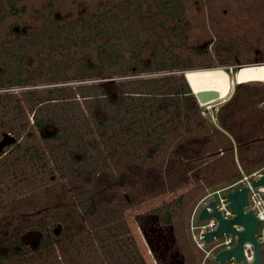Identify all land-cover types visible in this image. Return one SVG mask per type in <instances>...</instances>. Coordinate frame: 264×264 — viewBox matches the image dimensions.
I'll return each mask as SVG.
<instances>
[{
  "label": "rangeland",
  "instance_id": "374dc122",
  "mask_svg": "<svg viewBox=\"0 0 264 264\" xmlns=\"http://www.w3.org/2000/svg\"><path fill=\"white\" fill-rule=\"evenodd\" d=\"M13 1L0 0V40L17 25L34 36L47 29L73 45L36 57L41 67L30 89H0V140H15L0 156V264H200L190 229L195 209L209 193L264 168V159L258 161L264 156V0H184L176 34L165 28L163 0ZM132 9L140 18L137 43L130 27L120 35L115 25L117 17L129 23ZM103 17L104 45L97 36ZM80 40L86 44H75ZM130 54L143 70L121 77L117 67ZM36 58L29 53L25 64L33 69ZM100 61L103 79L115 80L105 83L112 94L106 99L96 85L102 77H84ZM235 61L258 64L227 72L224 66ZM251 82L259 83L237 86ZM115 89L129 95L121 106ZM226 90L217 101L196 104L200 91ZM49 121L66 131L40 137ZM69 142L76 151L107 156L105 171L113 175L136 167L133 185L117 189L132 200L120 210V228L106 220L87 234L72 201L71 214L57 208L59 218L52 219L56 191L66 184L52 180L66 175L55 145L63 150ZM76 166L72 176L85 168ZM57 225L61 233L54 235Z\"/></svg>",
  "mask_w": 264,
  "mask_h": 264
},
{
  "label": "flooded vegetation",
  "instance_id": "af4514ba",
  "mask_svg": "<svg viewBox=\"0 0 264 264\" xmlns=\"http://www.w3.org/2000/svg\"><path fill=\"white\" fill-rule=\"evenodd\" d=\"M21 0H14L13 3L16 4ZM162 1V0H160ZM182 1L184 0H163L165 9L167 10V14L165 15V18H163V21H166L167 24L165 25V28L167 30H174L173 32L176 34V31L181 32L183 25L180 21L183 20V16L185 12L182 14ZM8 2V1H7ZM8 4V3H7ZM9 5V4H8ZM10 6V5H9ZM15 6V5H14ZM10 6L11 9H13L14 12L16 10L15 7ZM131 12V15L127 16L126 21H130L129 23H121V17H117V23L115 25L117 26V29L119 30V34L121 35V31L123 28L130 27V37L133 43H137L138 41V25H139V16L138 12H136L134 9ZM18 12L23 11V9H18ZM19 14V13H18ZM58 17V16H57ZM129 17V19H128ZM119 19V21H118ZM59 21L58 18L55 19V23ZM53 23V22H52ZM51 23V24H52ZM99 26H97V29L99 32L97 33V36H104L106 43V32H105V22L104 17L101 19V21L98 22ZM170 24V26H169ZM174 28V29H173ZM47 29L42 30V28H39L37 31H34L35 34L32 35L28 33L27 29L25 27H20L17 25H12L6 28V31L4 32V37L0 40V46L1 50H3L2 53H0V89H30V87L33 81V76L36 70L41 67L40 59L42 53L49 54L51 51L55 50L57 46L65 45L67 47H72L73 45V39L70 38L67 41H62L63 39L57 38V37H50L51 33H46ZM53 35V33H52ZM167 35V34H166ZM54 45V46H53ZM27 46H35L34 49L32 48V51L34 53L29 52L30 54H33L36 58L37 62H35V67L31 69L25 64L26 56L29 54L27 53L28 49ZM48 46L50 48H48ZM57 49V48H56ZM0 50V51H1ZM239 61H235V64L224 66L227 69H231L232 72L236 71V66L238 65ZM64 67H70L72 68V64L68 65L65 64ZM21 68V76L23 78L25 77V82H21L19 84V80L16 81V75L19 73H16L17 69ZM131 73H137V67L132 66L130 70ZM185 71V70H184ZM39 72V71H37ZM122 76H126L124 73L119 70ZM127 72V71H126ZM182 72L180 74L182 75ZM105 73L104 67L101 64V74L100 77L103 76ZM62 74V73H61ZM183 76V75H182ZM184 78V76H183ZM130 79V78H128ZM68 79L62 80V83L67 82ZM115 80H108L102 79L98 81L99 85V93L102 95L103 99L108 98L109 89H105V83L106 82H113ZM38 89V88H34ZM113 96H118V106H121L123 103V100L125 97L129 96L128 93L124 92L122 89H115ZM107 91V92H106ZM196 104L198 106H201V104L196 100ZM103 112L104 109L102 108V105H99ZM166 106V104H165ZM62 115V114H61ZM62 119V118H61ZM63 121V119H62ZM106 119L99 120V124L101 126H105ZM132 128V122L130 126L126 129L127 131H131ZM49 131H52V136L58 137L60 133L66 131L63 130L59 125H54L51 121L47 123H43L42 127L38 129L39 136L44 139L49 137ZM30 133L27 135L29 136ZM51 137V135H50ZM2 138H7V136H2ZM8 143H5V140H0V156L2 155V150L7 146V144H12L15 140L8 138ZM74 144L69 142L68 144H65V147L63 150H60V146L57 144L55 145V152L56 154H59V158H61L62 163L59 160L58 166L62 168L64 171V175L60 180L56 177L52 180H56V182L64 181L66 184H64L63 190L60 189V191H56L55 198L53 204H51L52 211V219L57 220L59 218L58 215L55 214V211L57 208H64L67 206L66 212L72 213L73 209L71 206V201L74 203L77 212H74L75 216L80 220L82 225V230L86 231L87 234H94L92 232L93 229L96 230V228H100L102 225V222L108 220L115 222L112 226L114 229L120 228L121 225L117 223V218L119 217L122 212L120 210H125L126 206L125 204L131 203V198L129 195H126V193H120L117 191V189H120L118 187L120 186H131L133 185V181H131V175L136 171V167H128V172H121L118 171V175H113L111 172L108 173L105 171V169H108V165H110V162L107 160V156L104 157L98 154L96 157V153H93V150H83L82 148H78V151L74 150L73 147ZM63 147V146H62ZM104 150V149H103ZM100 153H103V151H98ZM82 163L85 168L80 169L78 174L75 176L72 174H75L74 169L77 167V164ZM63 173V172H62ZM136 174V172H135ZM62 176V175H61ZM83 186V187H82ZM123 200V201H122ZM120 208V209H119ZM103 211V212H101ZM40 213V210L35 211ZM109 213V214H108ZM157 218V217H156ZM154 221V220H153ZM157 221L160 222V219L157 218ZM62 224V223H61ZM62 225H57L56 229L53 230L54 235H59L61 233ZM156 231V230H155ZM158 234V232L156 231ZM263 245V244H262ZM209 249V247H207ZM206 249V250H207ZM264 249V247H263ZM199 250V249H198ZM203 257L200 262V264H209L207 261L211 258L213 264H222V263H216L214 261V255L208 254V256H205L204 252L199 250ZM263 260H264V250H263Z\"/></svg>",
  "mask_w": 264,
  "mask_h": 264
},
{
  "label": "water",
  "instance_id": "95a60500",
  "mask_svg": "<svg viewBox=\"0 0 264 264\" xmlns=\"http://www.w3.org/2000/svg\"><path fill=\"white\" fill-rule=\"evenodd\" d=\"M251 64H258L254 62ZM251 64H238L236 71L240 70L244 65ZM230 73L232 70L224 68ZM186 72L183 71L182 75L185 77ZM233 75H231L232 77ZM201 105H206L209 102L219 100V93L216 91H200L194 95ZM253 188H264V173L260 178L252 181ZM249 188L242 186L240 188L231 190L227 193L226 198L230 207L234 210V217L231 219H223L221 214L217 211L215 201L211 200L204 203L202 208L197 214V221H204L209 218L217 219V227L215 230L203 234V239L206 243L212 242L215 238H220L224 234H233L236 237L235 245L229 249H223L214 255L216 263H226L232 259H237L241 264H264L263 260V245L257 236V227L259 220L255 217L252 211H245L248 206L247 193ZM245 246L250 247V256H245Z\"/></svg>",
  "mask_w": 264,
  "mask_h": 264
},
{
  "label": "built area",
  "instance_id": "2783aa9c",
  "mask_svg": "<svg viewBox=\"0 0 264 264\" xmlns=\"http://www.w3.org/2000/svg\"><path fill=\"white\" fill-rule=\"evenodd\" d=\"M263 173L264 168L254 171L251 174H242V177L233 182L230 186L211 192L202 200L203 204L211 200L215 201L217 211L221 214L223 219H231L234 217L235 213L230 207L226 195L231 190L247 186L249 188L247 193L248 206L245 208V211H252L259 220L260 223L257 227V236L262 244L264 243V188H253L251 183L260 178ZM217 224L216 218H209L204 221H198L197 223L193 220L191 223L190 229L192 232V239L196 247L203 251L205 256H208V254L215 255L220 250L229 249L235 245L236 237L230 233L224 234L220 238H215L210 243L204 241L202 237L203 234L215 230ZM207 247H209V249H207ZM244 252L245 256L249 257L250 247L245 246ZM223 264H241V262L237 259H232Z\"/></svg>",
  "mask_w": 264,
  "mask_h": 264
},
{
  "label": "trees",
  "instance_id": "16d2710c",
  "mask_svg": "<svg viewBox=\"0 0 264 264\" xmlns=\"http://www.w3.org/2000/svg\"><path fill=\"white\" fill-rule=\"evenodd\" d=\"M94 31V30H93ZM99 32V30L97 29V33ZM95 34V33H94ZM75 44H77V45H85L86 43H85V41H83V40H80L79 41V43H75ZM60 47V45L59 46H57V48H59ZM48 48H50L49 46H48ZM133 56H135V54L134 55H129V57H128V59H127V61H126V63H127V65H121L120 67H117V70L116 71H119V70H121V72L122 73H125L126 71H128V69L130 70L131 68H132V66H136V63H135V65L134 64H131V62H130V60H129V58L130 57H133ZM121 57V56H120ZM137 67V66H136ZM97 70V71H96ZM106 70L107 71H111L110 69H108V68H106ZM137 70L138 71H142L143 69H141V68H137ZM85 72L86 73H88L87 75H85L84 77H86V78H92V77H95V78H97V77H100V74H101V61L99 62V64L97 65H95V64H93V65H89V66H87L86 68H85ZM112 73H113V71H111ZM16 73H19V74H17L16 75V81H20L19 82V84L21 83V82H25V77L23 78V76H21L20 74H21V68L20 69H17V71H16ZM254 83H259V82H251V83H245V84H241V85H237L238 87H240V86H247V85H249V84H254ZM2 84H0V86H1ZM97 85V87L99 88V85L98 84H96ZM228 90V89H227ZM227 90H226V92L225 93H223V92H220V91H216V92H218L219 93V98H221V97H223L226 93H227ZM2 97V96H1ZM236 110V109H235ZM234 114V113H233ZM232 114V115H233ZM231 127H229V129H230ZM255 142V140H251V141H248V142H246V143H244L243 145H249V144H252V143H254ZM239 145H241V144H239ZM264 159V156H262V157H260V158H258V161H262ZM164 223H168V220H164L163 221Z\"/></svg>",
  "mask_w": 264,
  "mask_h": 264
},
{
  "label": "crops",
  "instance_id": "0c3cea01",
  "mask_svg": "<svg viewBox=\"0 0 264 264\" xmlns=\"http://www.w3.org/2000/svg\"><path fill=\"white\" fill-rule=\"evenodd\" d=\"M202 206H203V204H202V202H201V203H199V205H198L197 208L195 209V212H194V214H193V220H194L195 216H197V214H198V212L200 211V209L202 208Z\"/></svg>",
  "mask_w": 264,
  "mask_h": 264
}]
</instances>
